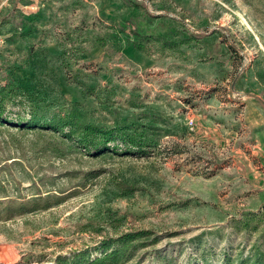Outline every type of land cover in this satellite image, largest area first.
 I'll return each mask as SVG.
<instances>
[{
    "label": "rangeland",
    "instance_id": "374dc122",
    "mask_svg": "<svg viewBox=\"0 0 264 264\" xmlns=\"http://www.w3.org/2000/svg\"><path fill=\"white\" fill-rule=\"evenodd\" d=\"M0 264H264V0H0Z\"/></svg>",
    "mask_w": 264,
    "mask_h": 264
},
{
    "label": "trees",
    "instance_id": "16d2710c",
    "mask_svg": "<svg viewBox=\"0 0 264 264\" xmlns=\"http://www.w3.org/2000/svg\"><path fill=\"white\" fill-rule=\"evenodd\" d=\"M67 120H64V124L61 126L68 127L67 130V136L71 137L75 134V131H78V129H82L83 131H86L89 136H92L94 138L100 136L101 138H104L105 140L103 142H99L98 144H87L85 147L90 153H101L105 152L107 148V142H115L117 140H122L125 143H131L133 145V148H136L141 153H146L148 149H152V147L156 144V138L154 139L152 136L149 135H155L157 128H149V127H142L141 132H139V128H135L133 131V135L131 134H123L121 133L117 128H107L105 126H100L94 123L90 122H81L78 123L76 121H71V119L66 117ZM21 123V122H18ZM23 123V122H22ZM32 121H28L23 123V125L26 126H33V127H40L39 123L32 125ZM47 127L49 129H55L58 130L59 126L57 122L53 120H49L46 122ZM43 127V126H41ZM149 131H151L149 134ZM85 140V139H83ZM110 255H107L103 258L97 259L94 263L100 262L108 258Z\"/></svg>",
    "mask_w": 264,
    "mask_h": 264
}]
</instances>
